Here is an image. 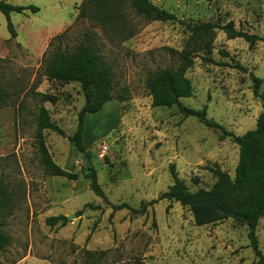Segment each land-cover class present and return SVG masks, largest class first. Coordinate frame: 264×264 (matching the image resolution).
I'll return each mask as SVG.
<instances>
[{
	"label": "rangeland",
	"instance_id": "1",
	"mask_svg": "<svg viewBox=\"0 0 264 264\" xmlns=\"http://www.w3.org/2000/svg\"><path fill=\"white\" fill-rule=\"evenodd\" d=\"M4 1L39 11L9 15L14 39L0 13V89L7 95L0 108V183L8 195L0 231L9 239L0 248V264H252L247 228L232 219L195 226L187 207L167 200L143 215L113 207L124 203L137 209L156 200L172 184L171 164L190 192L210 189L215 170L233 178L238 148L225 134L253 130L261 112L251 75L264 78V0H150L185 24L218 27L210 52H197L186 71L191 94L180 103L205 107L207 119L223 130L184 118L174 107L151 106L148 79L175 69L185 48L200 46L198 40L189 42L190 33L178 22H150L127 8L123 34L132 36L126 39L86 20L74 22L82 0ZM228 22L262 40L252 47L228 40L220 29ZM68 27L54 46L67 51L88 41L112 74L113 100L85 117L86 154L67 139L83 105L78 84L42 75L49 42ZM258 93L264 97V83ZM37 94L50 95L55 103H42ZM40 106L62 132L44 130V146L58 167L79 175L76 181L50 177L40 165L35 125ZM89 166L105 199L83 178ZM58 216L65 217L63 226L62 221L46 225L47 218ZM256 238L264 255V217Z\"/></svg>",
	"mask_w": 264,
	"mask_h": 264
},
{
	"label": "trees",
	"instance_id": "2",
	"mask_svg": "<svg viewBox=\"0 0 264 264\" xmlns=\"http://www.w3.org/2000/svg\"><path fill=\"white\" fill-rule=\"evenodd\" d=\"M131 9L137 16H142L150 22H178L190 33L189 42L199 41L197 49L185 48L179 54V64L175 69H161L146 83L151 106L153 108L177 109L184 118L193 117L207 128L223 130L216 122L207 119L206 108L193 110L184 107L180 103L181 98L189 97L191 85L185 77L186 71L191 67L195 54L199 51L210 52L214 41V31L218 27L212 23L185 24L178 20L172 13L161 9L150 2V0H82L76 7L77 14L74 22L86 20L109 31V35H118L129 38L132 33H124L127 26L125 10ZM30 12L35 14L39 9L35 6H13L4 0H0V13L6 19V28L11 39L16 37V32L9 19L11 13ZM69 27L60 35L51 39L48 50L43 54L42 75L48 80L73 82L78 84L83 96V105L77 113V124L75 132L68 137L69 143L81 154H86L83 143V131L85 117L101 111L102 107L113 100L111 67L107 65L98 55L94 46L88 41H81L72 50H61L54 46L60 41ZM220 29L228 40L242 39L252 47L262 39L256 35H249L236 30L231 22H228ZM211 62L209 58H203ZM239 69L241 66H237ZM253 94L262 99L261 112L259 113L256 125L242 135L230 137L238 148V161L231 178L227 173L220 170L214 171L215 181L208 190L199 189L190 192L184 183L179 180L174 170V165L169 166L172 184L167 190L159 195L156 200H151L139 208H130L122 203L114 206V210L127 209L134 215H143L147 207L160 200L178 202L181 206L189 209L195 226L215 224L219 221L232 219L234 222L247 228V238L255 261L252 264H264V255L258 248L256 238V227L260 219L264 217V97L258 91L264 78L259 79L251 75ZM42 103H55V98L46 94H37ZM7 95L0 89V108L5 106ZM36 136L38 138V154L40 165L50 177H61L67 181H76L78 174L70 173L58 167L48 154L42 140V132L50 130L62 134L60 128L54 124L49 117L48 111L40 106L35 119ZM83 178L88 180L89 190L97 197L105 199L104 194L97 184L96 173L89 166L85 169ZM8 207V195L4 186L0 183V212ZM86 207H92L86 205ZM58 221L65 223V217H49L45 220L49 227L54 226ZM8 237L0 231V248L7 246Z\"/></svg>",
	"mask_w": 264,
	"mask_h": 264
},
{
	"label": "bare ground",
	"instance_id": "3",
	"mask_svg": "<svg viewBox=\"0 0 264 264\" xmlns=\"http://www.w3.org/2000/svg\"><path fill=\"white\" fill-rule=\"evenodd\" d=\"M104 125V124H103ZM91 129H92V127H91ZM92 131V130H91ZM89 132V131H88ZM93 132H94V130H93ZM93 132H91V133H93ZM89 134V133H88ZM91 135V134H90ZM93 135V134H92ZM85 136V135H84ZM85 142V141H84ZM63 180V179H62ZM57 191V190H56Z\"/></svg>",
	"mask_w": 264,
	"mask_h": 264
},
{
	"label": "built area",
	"instance_id": "4",
	"mask_svg": "<svg viewBox=\"0 0 264 264\" xmlns=\"http://www.w3.org/2000/svg\"><path fill=\"white\" fill-rule=\"evenodd\" d=\"M106 148H103V151L105 150Z\"/></svg>",
	"mask_w": 264,
	"mask_h": 264
},
{
	"label": "water",
	"instance_id": "5",
	"mask_svg": "<svg viewBox=\"0 0 264 264\" xmlns=\"http://www.w3.org/2000/svg\"><path fill=\"white\" fill-rule=\"evenodd\" d=\"M88 165H89V163H88ZM69 219H70V217H68Z\"/></svg>",
	"mask_w": 264,
	"mask_h": 264
}]
</instances>
